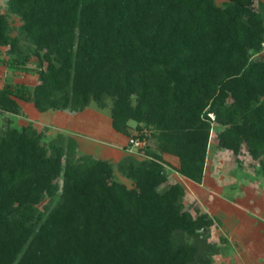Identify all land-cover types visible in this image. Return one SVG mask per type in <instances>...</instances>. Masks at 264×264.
<instances>
[{"label":"trees","instance_id":"1","mask_svg":"<svg viewBox=\"0 0 264 264\" xmlns=\"http://www.w3.org/2000/svg\"><path fill=\"white\" fill-rule=\"evenodd\" d=\"M8 5L34 47L22 53L0 12V48L18 54L9 66L25 71L19 60L35 56L39 82L0 87V113L20 114L21 101L77 112L111 99L113 128L147 145L144 158L118 164L130 187L108 160L77 156L73 137L59 133L46 144L42 132L8 116L0 127V264H212L214 218L186 208L187 189L169 183L164 157H177L174 170L202 183L215 130L222 149L249 155L264 174V3Z\"/></svg>","mask_w":264,"mask_h":264},{"label":"rangeland","instance_id":"2","mask_svg":"<svg viewBox=\"0 0 264 264\" xmlns=\"http://www.w3.org/2000/svg\"><path fill=\"white\" fill-rule=\"evenodd\" d=\"M228 1L231 0H216L219 5ZM261 1L264 3V0H253L254 7H258ZM8 4L9 0H0V12L7 15L11 26L10 32L19 38L22 53H32L34 46L20 30L23 23L22 19L9 10ZM17 59L18 54H9L8 47L0 48V87L7 83L23 84L32 90L39 82V75L36 71L38 67L37 58L32 56L24 61L19 60L21 65L30 68L29 71L9 66V61ZM20 103L22 104L20 114L0 113V127H5L8 124V116H10L13 125L20 128L32 125L39 132H42L46 144L59 133L71 136L78 143L77 156L90 155L94 158L108 160L114 165L118 178L130 187L133 185L132 181L119 171L118 164L129 155L139 159L144 158V155L141 151L133 150L130 152L127 150L128 146L124 147L123 144L129 145L131 137L121 134L113 128L111 99H108L105 108L92 101L84 110L77 112L70 110L41 112L31 102L21 101ZM131 125L134 134L142 133L137 128L136 122L131 121ZM165 159L173 165L179 163L178 158L172 155L165 156ZM258 165V162L247 154H241L237 157L231 150L219 148L216 133L213 132L205 167V180L199 183L202 185L186 182L187 179L180 178L181 182L186 183L189 189V194L185 200L186 208L194 214L211 213L213 215L215 222L209 230L207 243L215 245L218 248V253L221 251L224 257L214 254L212 264H248L245 261L246 255L242 258L240 256L234 258L231 255L230 252L235 248V245L232 247L229 243L224 242L223 237L225 234L231 235L232 233L229 234L228 232L237 223L264 224V174L259 171ZM170 171L169 183L176 182L179 175L175 170ZM165 187L166 185L162 186V189ZM44 203H47V200ZM228 212H232V215L237 214V219L228 220L226 215ZM255 212L256 214L252 215ZM190 241L193 242L194 240ZM205 249L207 250L206 247ZM236 249L237 251L245 250L241 247H236Z\"/></svg>","mask_w":264,"mask_h":264},{"label":"crops","instance_id":"3","mask_svg":"<svg viewBox=\"0 0 264 264\" xmlns=\"http://www.w3.org/2000/svg\"><path fill=\"white\" fill-rule=\"evenodd\" d=\"M130 125H131V121H130ZM213 132L216 133L215 130H213L212 133ZM210 144H211V139H210ZM210 144H209V149H210ZM123 145H124V147L128 146L127 144H123ZM219 148H221V147L219 146ZM165 156H167V155H165ZM165 160L168 161V163H169V164H166L167 167L169 169H171L172 171H174V168L178 164L173 165V164H171V162L169 160H167V159H165ZM176 173L179 175V179L177 181L181 182V180H180L181 177L184 178L185 180L187 179V178L183 177L182 175H180L177 171H176ZM205 176H206V168H205V174H204L203 180H205ZM187 180L188 181H186V182H192L193 184L195 183V184L200 185V186L202 185V184H199L197 182L191 181L189 179H187ZM181 183L186 187L187 192L189 194V189L187 188L188 185L186 183H183V182H181ZM223 210H225V209H223ZM231 213L228 212V214H226L228 216V220L237 219V216H236L237 214L232 215ZM209 214L211 217H213V215L211 213H209ZM254 214H256V212L253 213L252 215H254ZM228 233L229 234L232 233V234L229 236L225 234V237H223V238H224V242L229 243V245H232V247L235 245V248L233 250H231L232 252H230L234 258H236L237 256L238 257L240 256L242 258L243 256L246 255V257H245L246 263H248V264H264V224H257V225L252 224L251 225L249 223V225H248L247 223H244V222H242V224L237 223L236 225H233V228ZM236 247L237 248L241 247L242 249H245V250H238L237 251ZM218 255L222 258L224 257V255L222 254L221 251L219 253H217L216 256H218Z\"/></svg>","mask_w":264,"mask_h":264},{"label":"built area","instance_id":"4","mask_svg":"<svg viewBox=\"0 0 264 264\" xmlns=\"http://www.w3.org/2000/svg\"><path fill=\"white\" fill-rule=\"evenodd\" d=\"M146 145H147V142L145 139H141L139 137L130 138L127 150L130 152H132L133 150L141 151V149H143ZM141 153H143V152L141 151ZM143 155L145 157L144 153H143Z\"/></svg>","mask_w":264,"mask_h":264}]
</instances>
